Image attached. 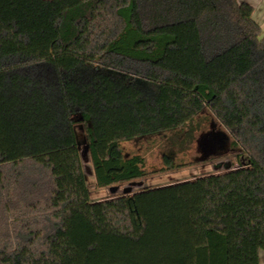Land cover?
<instances>
[{
	"label": "trees",
	"instance_id": "1",
	"mask_svg": "<svg viewBox=\"0 0 264 264\" xmlns=\"http://www.w3.org/2000/svg\"><path fill=\"white\" fill-rule=\"evenodd\" d=\"M253 12L238 0H0V264H260ZM40 63L54 81L25 71ZM205 107L230 130L237 167L92 200L78 123L108 187L148 175L124 141L192 131Z\"/></svg>",
	"mask_w": 264,
	"mask_h": 264
},
{
	"label": "rangeland",
	"instance_id": "2",
	"mask_svg": "<svg viewBox=\"0 0 264 264\" xmlns=\"http://www.w3.org/2000/svg\"><path fill=\"white\" fill-rule=\"evenodd\" d=\"M25 71L45 82L56 79V72L49 64H36L25 68ZM105 71L115 72L107 68ZM136 82L150 92L154 88L144 79L138 78ZM192 127V131L188 127L124 141L122 147L127 155L139 153L144 156L148 175L131 182L100 187L96 182L84 126L78 123L76 132L92 200H104L144 188L223 172L240 164L238 157L232 154L235 150L231 148L233 137L230 130L208 107L194 118ZM175 141L181 142L178 144Z\"/></svg>",
	"mask_w": 264,
	"mask_h": 264
},
{
	"label": "crops",
	"instance_id": "3",
	"mask_svg": "<svg viewBox=\"0 0 264 264\" xmlns=\"http://www.w3.org/2000/svg\"><path fill=\"white\" fill-rule=\"evenodd\" d=\"M239 2H248L253 6L254 19L261 26V34L264 35V0H238ZM260 264H264V250L260 252Z\"/></svg>",
	"mask_w": 264,
	"mask_h": 264
}]
</instances>
